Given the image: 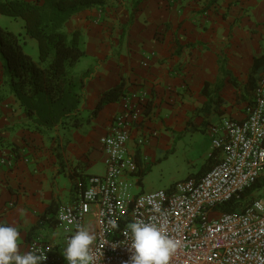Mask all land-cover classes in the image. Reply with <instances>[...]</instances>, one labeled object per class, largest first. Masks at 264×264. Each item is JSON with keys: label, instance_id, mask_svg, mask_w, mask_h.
I'll use <instances>...</instances> for the list:
<instances>
[{"label": "crops", "instance_id": "obj_1", "mask_svg": "<svg viewBox=\"0 0 264 264\" xmlns=\"http://www.w3.org/2000/svg\"><path fill=\"white\" fill-rule=\"evenodd\" d=\"M168 1L107 0L102 8L85 10L63 26L67 34L81 33L86 51L72 69L78 78L89 70L83 114L87 116L101 94L122 80L129 95L107 105L90 123L60 130L55 140L25 130L23 109L5 83L0 62V158L11 161L10 166L0 167V222L18 228L22 251L41 236L53 246L59 264H67L56 221L50 224L40 217L52 206L54 214L47 218L56 219L57 207L77 198L78 181L105 174L100 141L127 104L145 102L144 115L129 141V152L139 169L137 186L144 184L142 175L151 166L175 154L181 143L189 151L196 150L204 140L211 144L207 134L211 125L224 118H246L254 89L264 76V66L252 74L254 58L264 54V0H183L178 7ZM16 23L22 30L17 34L27 42L23 20ZM145 54H153L152 59H145ZM221 62L238 85L223 74ZM219 81L223 87L218 91ZM205 84H209L210 96L221 98L215 107L221 115L211 117L210 124L198 114L208 101L203 94ZM141 138L147 141L138 146ZM212 153L210 145L203 151L202 165L192 163L196 169L187 178H199L217 165L222 155L215 151L211 164L203 168ZM259 188L264 183L251 196ZM257 198H264V193Z\"/></svg>", "mask_w": 264, "mask_h": 264}, {"label": "built area", "instance_id": "obj_2", "mask_svg": "<svg viewBox=\"0 0 264 264\" xmlns=\"http://www.w3.org/2000/svg\"><path fill=\"white\" fill-rule=\"evenodd\" d=\"M144 110L145 102L127 104L113 118L100 141L105 174L78 181L77 198L58 207L56 228L63 234L65 247L78 228L88 227L96 236L92 247L96 264H125L131 255L124 245L130 243L127 225L140 220L166 224L168 234L178 242L170 264H264V198L244 204L250 196L247 191L264 183V76L244 120L224 118L208 128L212 151L222 155L217 165L169 189L134 194L138 180L131 179L139 177V169L129 141ZM146 141L139 139L138 146ZM5 165L11 161L2 156L0 167ZM231 202L237 209L220 211ZM153 206L163 215L154 214ZM30 249L47 255L43 264H59L53 246L41 236L25 251Z\"/></svg>", "mask_w": 264, "mask_h": 264}, {"label": "trees", "instance_id": "obj_3", "mask_svg": "<svg viewBox=\"0 0 264 264\" xmlns=\"http://www.w3.org/2000/svg\"><path fill=\"white\" fill-rule=\"evenodd\" d=\"M106 2L107 0H0V15L23 20L25 36L38 44L39 60L35 61L24 51L23 36L0 26V62L3 75L10 92L23 109L25 130L55 140L60 130L77 129L90 123L107 105L121 102L129 95L127 83L122 80L101 94L95 108L87 116L83 114L81 106L89 70L78 78L72 69L86 56V51L82 47L81 33L75 31L67 34L63 31V26L77 14L103 7ZM139 3L140 1L136 8ZM221 63L223 74L229 76L234 85H238L231 73L225 70V62ZM263 66L264 54L254 58L252 74L259 72ZM208 87L209 84H205L203 90L208 101L198 114L205 116L206 123L210 124L211 117L221 115V111L215 108L221 98L217 95L210 96ZM222 87L223 82L219 81L216 89L219 91ZM149 107L147 104L148 110L145 112L149 111ZM214 154L215 151L203 168L211 164ZM148 172L149 170L142 176ZM256 188L257 185L246 194L250 195ZM237 206L231 202L221 206L220 211L232 212ZM51 213L54 214L52 206L40 217V221L54 223L55 217L47 218V214Z\"/></svg>", "mask_w": 264, "mask_h": 264}, {"label": "clouds", "instance_id": "obj_4", "mask_svg": "<svg viewBox=\"0 0 264 264\" xmlns=\"http://www.w3.org/2000/svg\"><path fill=\"white\" fill-rule=\"evenodd\" d=\"M154 214L163 215L153 206ZM130 243H125L131 254L125 264H170L178 248V242L167 231L165 223L135 220L125 231ZM95 234L88 227H80L67 239L62 255L67 264H96L92 247ZM21 234L17 227L0 222V264H43L48 257L38 250H21ZM116 246H113L115 250Z\"/></svg>", "mask_w": 264, "mask_h": 264}, {"label": "rangeland", "instance_id": "obj_5", "mask_svg": "<svg viewBox=\"0 0 264 264\" xmlns=\"http://www.w3.org/2000/svg\"><path fill=\"white\" fill-rule=\"evenodd\" d=\"M182 1L183 0H169L168 3L170 5V2H171L172 7H178L179 5L183 6ZM193 1L195 0H191V2ZM136 4H135V8H136ZM97 8H102V7H97ZM135 8L134 10H136ZM133 17H134V11L132 12L131 20ZM0 26L2 28H6L12 31L13 33H14V30L16 29L15 30L16 34L19 31L22 32V30H20L21 28L16 23V20L14 21V19L6 17V16L0 15ZM23 32L25 35L24 30ZM22 40H23L24 51L31 57L33 55L34 56L33 59L35 61H38L39 52H38L37 42L33 41V39L31 38H27V42H25L24 37H22ZM144 56H145V59L151 60L153 57V54H145ZM182 144L183 143H181L178 146V150L175 154H171L167 159L163 160L160 164L151 166V169L149 170L148 174H146L143 178L144 184L140 186L134 185L132 189L134 194L150 193V192L157 191V190L169 189L177 182L187 179L189 172L193 169H196V167H192L191 164L193 163L194 165H197V167H200L202 165L201 163L203 159V156H202L203 151L204 150L207 151V149H209L211 145L209 141L204 140L199 145H196V150L193 149V151H189L186 147H182L183 146ZM189 148H191V146ZM137 179L138 178H133V180H137ZM263 191H264V188H259L254 193L253 196H251L252 194L251 193L250 196H248L249 198H247L244 204H248L250 203L251 200L256 199L257 197H260L264 193ZM60 233L62 232L60 231Z\"/></svg>", "mask_w": 264, "mask_h": 264}]
</instances>
